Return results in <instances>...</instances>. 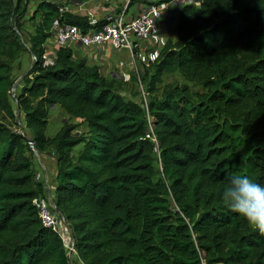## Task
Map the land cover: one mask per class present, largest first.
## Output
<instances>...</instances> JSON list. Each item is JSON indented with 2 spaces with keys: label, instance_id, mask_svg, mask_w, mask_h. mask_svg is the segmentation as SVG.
<instances>
[{
  "label": "trees",
  "instance_id": "1",
  "mask_svg": "<svg viewBox=\"0 0 264 264\" xmlns=\"http://www.w3.org/2000/svg\"><path fill=\"white\" fill-rule=\"evenodd\" d=\"M67 2L38 0L26 16L30 0H0V264H71V234L76 264H264V236L221 197L236 174L264 184V0L181 3L175 38L143 67L146 108L70 47L43 65L55 18L90 28L88 17L59 11ZM23 50L32 64L13 100L32 146L11 104ZM164 72L203 91L165 85L155 95ZM53 105L86 132L65 123L48 137ZM32 148L55 160L48 185L64 239L33 203L46 184Z\"/></svg>",
  "mask_w": 264,
  "mask_h": 264
},
{
  "label": "built area",
  "instance_id": "2",
  "mask_svg": "<svg viewBox=\"0 0 264 264\" xmlns=\"http://www.w3.org/2000/svg\"><path fill=\"white\" fill-rule=\"evenodd\" d=\"M168 9V3L165 1L153 3L146 6L138 15L129 20H125L121 13L112 15L106 21L97 26L98 20L91 15L88 16V24L90 28L88 31H83L79 26L62 23L58 18L52 21L51 36L56 47L67 46L71 43L79 42L83 46H94L98 51H103L110 48L113 51L126 50L135 60L144 66L156 61L159 56L160 48L165 45V37L159 33V20L163 16L165 10ZM60 12H68L67 6L59 7ZM152 37L155 41L154 46L145 52L138 51V40L145 37ZM46 51L42 55L43 65H52L53 57ZM120 66L124 62H119ZM128 78V76H125ZM141 85V83H139ZM144 96V104L146 105V93L142 90ZM150 131L151 119L148 117ZM149 137L150 134H147ZM152 140L156 142L155 136L152 134ZM51 190L49 185L46 186L45 196L42 198H35L33 203L38 209V215L41 222L57 232L63 239L66 230L69 232L68 225L64 218L60 216L52 204ZM68 250L73 251V244L67 243ZM72 254V261H73Z\"/></svg>",
  "mask_w": 264,
  "mask_h": 264
},
{
  "label": "crops",
  "instance_id": "3",
  "mask_svg": "<svg viewBox=\"0 0 264 264\" xmlns=\"http://www.w3.org/2000/svg\"><path fill=\"white\" fill-rule=\"evenodd\" d=\"M38 0H30L28 5V12L26 16L30 14V11L34 9ZM165 1L168 3V9L164 11L163 16L159 20V33L162 34L167 40V34L169 30H174L175 15L179 5L189 0H68L65 6H67L68 12L80 15V16H92L98 21H103L121 13L125 20H129L132 17L138 15L146 6ZM29 26L30 22H26ZM175 34L172 39L175 38ZM154 39L152 37H145L138 40V51L145 52L154 46ZM48 54L53 56L56 52V44L52 37L47 42ZM73 59L84 60L89 65H95L98 67L102 76L107 78H115L120 80L121 76L129 77V73L137 72L139 68L144 65L139 64L135 58L126 50L113 51L110 48H106L103 51H98L94 46H83L79 42L70 44ZM124 62L123 66L119 65V62ZM126 79V78H125Z\"/></svg>",
  "mask_w": 264,
  "mask_h": 264
},
{
  "label": "rangeland",
  "instance_id": "4",
  "mask_svg": "<svg viewBox=\"0 0 264 264\" xmlns=\"http://www.w3.org/2000/svg\"><path fill=\"white\" fill-rule=\"evenodd\" d=\"M175 34L174 30H169L167 37L172 38ZM32 64V57L29 56L28 52L23 50L21 53L14 59L12 63V76L14 79V83L22 77L26 71L30 68ZM139 68L137 72L129 73L128 78H124L121 76L120 81H122L121 93L127 99H132L139 103L144 104V96L142 94V90L146 93V84L142 82L141 77L143 75V68ZM141 83V85H139ZM165 85H179V86H187L191 92H202L203 89L200 85L192 82L186 81L178 72H164L162 75L161 82L157 84V91L155 95H160L162 88ZM11 104L16 111L17 109L13 98L15 97L16 89L12 88L11 91ZM146 100H149V96L147 93L145 94ZM148 97V98H147ZM21 123L20 125V132L21 129L24 128L23 124V117L20 114ZM65 123L75 125V129L72 131L74 135H79L86 132V126L82 123L79 119L69 117L58 105H53L49 108V115H48V125L46 130V135L48 137H53L56 132L61 128V126ZM32 164L33 170L36 173V179L42 181L46 184H52L54 174H55V160L53 156L50 155V152L47 154H40L37 151L33 150L32 153ZM156 168L160 171V163L156 161L155 163ZM71 244H73L72 238L70 237ZM70 250H68L69 254ZM71 264H76L72 261Z\"/></svg>",
  "mask_w": 264,
  "mask_h": 264
},
{
  "label": "clouds",
  "instance_id": "5",
  "mask_svg": "<svg viewBox=\"0 0 264 264\" xmlns=\"http://www.w3.org/2000/svg\"><path fill=\"white\" fill-rule=\"evenodd\" d=\"M222 200L261 236H264V184L248 175L229 178L221 193Z\"/></svg>",
  "mask_w": 264,
  "mask_h": 264
},
{
  "label": "water",
  "instance_id": "6",
  "mask_svg": "<svg viewBox=\"0 0 264 264\" xmlns=\"http://www.w3.org/2000/svg\"><path fill=\"white\" fill-rule=\"evenodd\" d=\"M26 72H27V71H26ZM23 76H24V75H23ZM23 76L20 77V78H19V79L13 84V87H12V88L15 89V88L17 87L18 83L21 81V79L23 78ZM16 119H17V123H18V124L21 123V119H20V111H19L18 108H17V118H16ZM21 133H22V135H23L25 138H27V139L29 140V144L32 146V144H31V140H30V138H29V136H28V134H27V132L25 131L24 128L21 129ZM32 150L36 151L34 148H32ZM52 204H53V206H54L56 212H57L60 216H62V215L60 214V212L57 210V208H56L54 202H52ZM70 236H71L72 241H73V236H72V234H71ZM72 254H73V251H72V249H71L70 252H69V254H68V256H69V260H70L71 263H72Z\"/></svg>",
  "mask_w": 264,
  "mask_h": 264
}]
</instances>
